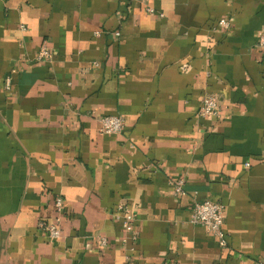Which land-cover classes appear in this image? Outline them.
<instances>
[{"label": "crops", "instance_id": "crops-1", "mask_svg": "<svg viewBox=\"0 0 264 264\" xmlns=\"http://www.w3.org/2000/svg\"><path fill=\"white\" fill-rule=\"evenodd\" d=\"M263 30L264 0H0V264H264Z\"/></svg>", "mask_w": 264, "mask_h": 264}, {"label": "built area", "instance_id": "built-area-1", "mask_svg": "<svg viewBox=\"0 0 264 264\" xmlns=\"http://www.w3.org/2000/svg\"><path fill=\"white\" fill-rule=\"evenodd\" d=\"M149 12H153L152 9H148ZM219 28L227 30L230 26V22L227 19H219L217 22ZM257 47H259L264 52V30L260 34L256 42ZM51 55L50 50L45 44H42L37 59L48 58ZM219 110V98L213 93L204 94L200 105L197 110V115L199 117H206L209 115H217ZM100 130L104 134H117L123 129V119L117 115L103 116L99 120ZM247 165V164H246ZM174 186V196H182L184 194L183 190V179L179 178L173 183ZM61 200H55V206L60 212L61 210ZM121 228L125 234L122 238L124 243L128 238L135 240V234L133 231L132 224L134 222V215L131 213H124L120 217ZM189 221L192 224L200 225L203 227L204 231L214 237L220 247L226 246V239L222 231L223 223V206L212 200H193L190 209ZM38 229L47 239H56L60 236L59 228V218L57 217L55 222L48 223L46 221H38ZM101 245H105V240L102 238L100 240Z\"/></svg>", "mask_w": 264, "mask_h": 264}]
</instances>
